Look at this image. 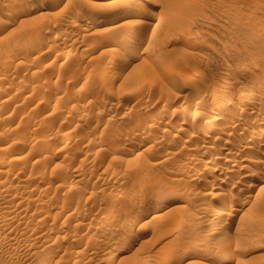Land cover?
Wrapping results in <instances>:
<instances>
[{
    "label": "rangeland",
    "instance_id": "rangeland-1",
    "mask_svg": "<svg viewBox=\"0 0 264 264\" xmlns=\"http://www.w3.org/2000/svg\"><path fill=\"white\" fill-rule=\"evenodd\" d=\"M0 215V264H264V0H0Z\"/></svg>",
    "mask_w": 264,
    "mask_h": 264
},
{
    "label": "bare ground",
    "instance_id": "bare-ground-1",
    "mask_svg": "<svg viewBox=\"0 0 264 264\" xmlns=\"http://www.w3.org/2000/svg\"><path fill=\"white\" fill-rule=\"evenodd\" d=\"M61 1H62V0H61ZM77 2H78V1H77ZM56 3H57V2H56ZM124 4H125V3H124ZM124 4H123V5H124ZM127 6H128V5H127ZM123 7H124V6H123ZM124 8H125V7H124ZM107 9H108V8H107ZM125 9H126V8H125ZM109 11H110V10H109ZM113 11H114V10H113ZM117 11H119V10H117ZM121 12H122V11H121ZM126 13H127V12H126ZM113 16H114V15H113ZM120 16H121V15H120ZM105 19H106V18H105ZM113 19H114V18H113ZM128 20H129V19H128ZM149 20H150V19H149ZM108 21H109V20H108ZM125 21H126L127 23L129 22V21H127V20H125ZM150 22H151V21H150ZM150 22H149L148 20L146 21V20H144V19L142 18V19L140 20V22H139V23H140V26L142 25V29H141V28H140V29H141V30H144L143 28H145V27H143V25H144V26H147V25L149 26V23H150ZM124 23H125V22H124ZM129 23H131V22H129ZM117 25H118V24H117ZM134 25H135V24H134ZM113 26H114V25H113ZM125 28H126V27H125ZM127 28H128V26H127ZM129 28H130V27H129ZM132 28H134V27H132ZM132 28H131V30H132ZM137 29H139V27H138ZM127 30H128V29H127ZM146 30H147V29H146ZM132 31H133V30H132ZM132 31H131V33H132ZM144 31H145V30H144ZM57 32H58V31H57ZM57 32H56V33H57ZM133 32H134V31H133ZM143 33H144V32H143ZM143 33H142V34H143ZM58 34H60V33H58ZM55 35H56V34H55ZM131 35H133V33H132ZM58 36H59V35H58ZM58 36H54L53 38H52V37H51V38H52V39L54 40V42H55V39H57ZM60 36H61V35H60ZM128 37H129V36H128ZM130 37H131V36H130ZM141 37H142V36L140 35V37H139V40H140V41H142V40H141V39H142ZM61 38H62V37H61ZM140 38H141V39H140ZM121 39H125V41H126V38H123V37H122ZM123 41H124V40H123ZM125 41H124V42H125ZM121 42H122V41H121ZM56 43H57V42H56ZM59 43H60V42H59ZM122 43H123V42H122ZM125 43H128V42H125ZM125 43H124V44H125ZM137 43H138V42H137ZM139 43H140V42H139ZM57 44H58V43H57ZM131 44H132V43H131ZM49 45H50V44H49ZM42 46H43V45H42ZM55 47H56V46H55ZM76 49H77V48H76ZM109 49H110V48H109ZM73 50H74V48H73ZM78 52H80V51H78ZM121 52H122V51H121ZM123 53H124V52H123ZM127 53H128V52H127ZM120 54H121V53H120ZM125 54H126V53H125ZM63 55H64V56H63V61H65L66 64L69 63V61H70V63H71V59H73V55H74V54L72 53V50H71L70 52L68 51L67 53H65V54H63ZM74 56H75V55H74ZM125 56H126V55H125ZM77 57H78V56H77ZM126 58H127V57H126ZM54 59H55V58H53V60H54ZM83 59H84V57H83ZM124 59H125V58H124ZM124 59H123V60H124ZM57 60H58V59H57ZM130 62H131V61H130ZM130 62H129V63H130ZM66 64H65V65H66ZM67 65H68V64H67ZM133 65H135V64H133ZM112 68H113V67H112ZM132 68H133V67H132ZM109 69H111V68H108V70H109ZM105 70H106V69H105ZM106 71H107V70H106ZM91 73L95 74L93 71H91ZM102 73H103V72H102ZM75 74H76V73H75ZM96 74H97V76H99L98 73H96ZM96 74L94 75V77H92L91 74H90V75H87V74H86V75H85V78H84V80L82 81V84H81V85H83V86L85 87V86H87L88 84H92L93 81L95 82L94 79H95ZM109 74H110V72H109ZM109 74L107 73V75H109ZM101 75H102V74H101ZM104 75H106V74H104ZM107 75H106V77H107ZM97 76H96V78H98ZM73 77H74V76H73ZM104 77H105V76H104ZM190 82H191V81H190ZM83 86H81L80 89L83 88ZM88 86H89V85H88ZM87 88H88V87H87ZM244 88H245V87H244ZM88 89H89V88H88ZM90 89H91V88H90ZM246 89H247V88H246ZM84 91H85V89H84ZM77 92H78V91H77ZM88 93H89V92H88ZM197 93H198V92H197ZM82 94H83V93H82ZM253 94H255V93H253V91H251V92L249 93L250 96H253ZM84 98H85V96H84ZM249 98H250V97H249ZM168 99H169V98H168ZM171 100H172V99H171ZM171 100H170V101H171ZM170 101H169V102H170ZM164 103H166V102H164ZM110 106H111V105H110ZM164 106H166V105H164ZM161 107H162V106H161ZM247 107H248V106H247ZM158 108H159V107H158ZM163 110H164L163 108H162V109L160 108V109L157 110L156 112H152V111H151L150 113L147 112V113H149V114H147V116H145V117H146L147 119H149V122L155 124V123H157V122L159 121V120H158L159 117L157 118L158 113L162 112ZM246 111H247V110H246ZM246 111H245V112H246ZM253 111H254V110H253ZM159 115H160V114H159ZM146 118H145V119H146ZM157 120H158V121H157ZM156 121H157V122H156ZM161 121H162V120H161ZM147 126H148V125H147ZM155 127H156V126H155ZM152 128H153V127H152ZM160 128H161V127H160ZM154 129H156V128H154ZM160 130H161V129H160ZM169 130H170V129H169ZM169 130H168V129L165 130V133H166V134L168 133V136H169V133H171V132H169ZM175 130H176V129H175ZM175 130H174V131H175ZM68 131H69V130H68ZM68 131H67V132H68ZM157 131H158V130H157ZM160 132H161V131H160ZM69 133H70V132H69ZM154 133H155V132H153V134H154ZM252 133H253V134H254V133H259L258 130L256 129V127H255V129L252 130L251 134H252ZM150 134H151V133H150ZM156 134H157V133H156ZM173 134H174V133H173ZM173 134H172V135H173ZM70 135H71V134H70ZM157 135H158V134H157ZM172 135H171V136H172ZM254 135H255V134H254ZM256 135H257V134H256ZM151 136H152V135H151ZM176 136H177V135H176ZM250 136H251V135H250ZM257 136H258V135H257ZM260 136H261V134H260ZM172 137H173V136H172ZM255 137H256V136H255ZM151 138H152V137H151ZM66 139H67V133H66V136H64V138L62 139V140H63V144H66V141H67ZM153 139H154V138H153ZM166 139H167V137H166ZM185 139H186V138H185ZM250 139H251V138H250ZM253 139H254V138H253ZM2 140H3V139H2ZM158 140H159V138H158ZM3 141H4V140H3ZM257 141H258V140H257ZM172 142H173V140H172ZM170 143H171V142H170ZM173 143H174V142H173ZM254 143H255V142H254ZM168 144H169V143H168ZM257 144H258V143H257ZM258 145H259V144H258ZM258 145H257V146H258ZM3 146H4V145H3ZM5 146H8V145H5ZM14 147H15V146H14ZM17 147H18V146H17ZM223 147H224V146H223ZM1 148H2V147H1ZM20 148H21V147H20ZM20 148H19V149H20ZM252 148H254V146H253ZM14 149H15V148H14ZM222 149H223V148H222ZM225 149H226V148H225ZM254 149H255V148H254ZM15 151H16V152H14V151H13V152L16 153V154H17V152H19V150H16V149H15ZM22 151H23V150H22ZM22 151H20V152H22ZM200 151H201V150H200ZM204 151H205V150H204ZM204 153H207V152H204ZM204 155H205V154H204ZM14 156H15V155H14ZM231 156H232V155H231ZM1 157H2V156H1ZM15 157H16V158H20V156L17 157V155H16ZM15 157H14V158H15ZM219 157H220V156H219ZM221 158H222V157H221ZM223 158H224V157H223ZM235 159H236V158L228 157V158H227V161H229V162H233ZM89 161H90V160H89ZM219 162H220V161H219ZM87 163H88V162H87ZM235 163H236V162H235ZM235 163H233V164H235ZM89 164H90V162H89ZM85 165H88V164H85ZM219 165H220V164H219ZM225 165H226V164H225ZM217 166H218V165H217ZM220 166H221V165H220ZM245 167H246V166H245ZM249 167H250V166H249ZM217 168H218V167H217ZM222 168H223V167H222ZM222 168H221V169H222ZM232 168H233V167H232ZM242 168H243V166H242ZM6 169H7V168H6ZM210 169H211L210 171H214L216 168H215L214 165H213V167H211ZM218 169H220V168H218ZM228 169H229V168H228ZM228 169H227V170H228ZM249 169H250V168H249ZM229 170H230V169H229ZM105 171H106V170H105ZM105 171H103V172H105ZM208 171H209V170H208ZM208 171H207V172H208ZM225 171H226V170H225ZM233 171H234V170H233ZM233 171L231 170V172H233ZM110 172H111V171H110ZM250 172H251V170H250ZM20 173H22V172H20ZM208 173H209V172H208ZM248 173H249V172H248ZM210 174H211V173H210ZM16 175H17V174H16ZM79 175H80V174H79ZM211 175H212V174H211ZM228 175H229V174H228ZM18 179H19V178H18ZM33 180H34V179H33ZM14 181H15V180H14ZM21 181H22V180H21ZM224 181H225V180H224ZM19 182H20V181H19ZM27 182H28V181H27ZM27 182H26V183H27ZM20 184H21V183H20ZM141 184H142V183H141ZM257 184H258V183H257L256 181L251 182V187L254 188V187H256ZM124 185H125V184H124ZM26 186H27V185H26ZM118 186H119V185H118ZM122 186H123V185H122ZM126 186H128V185H126ZM126 186H125V189H126ZM28 187H29V186H28ZM129 187H130V186H129ZM143 187H144V186H142V187L140 186L138 189L135 188V189H136V192L141 193V191L143 190ZM146 187H147V185H146ZM1 188H2V187H1ZM26 188H27V187H26ZM127 188H128V187H127ZM4 189H5V188H4ZM4 189H3V191H4ZM23 189H24V188H23ZM125 189H124L123 187H121V188L118 189V190H119V192H121V191H123V190H125ZM133 189H134V188H133ZM9 190H10V189H9ZM145 190H146V189H145ZM5 191H6V190H5ZM5 191H4V192H5ZM126 191H127V190H126ZM128 191H129V190H128ZM128 191H127V192H128ZM143 191H144V190H143ZM119 192H118V193H119ZM1 193H2V191H1ZM139 193H138V194H139ZM4 194H5V193H4ZM119 194H120V193H119ZM127 194H128V193H127ZM1 195H2V194H1ZM120 195H121V194H120ZM122 195H123V194H122ZM133 196H134V195H133ZM135 196H136V195H135ZM234 196H235V195H234ZM246 196L248 197V199H249L250 197L252 198V193L246 194ZM7 197H8V196H7ZM116 197H117V196H116ZM138 197H139V196H138ZM140 197H141V196H140ZM235 197H236V196H235ZM1 198H2V197H1ZM117 198H118V197H117ZM7 199H8V198H7ZM128 199H129V198H128ZM133 199H134V198H133ZM113 201H114V200H113ZM245 201H246V200H245ZM248 201H249V200H248ZM118 203H119V202H118ZM8 205H9V204H8ZM112 205H113V204H112ZM8 208H9V207H8ZM108 208H110V207H108ZM108 208H107V209H108ZM112 208H113V207H112ZM115 209H116V208H115ZM8 210H9V209H8ZM110 210H111V208H110ZM110 210L108 209V212H109ZM14 212H15V211H14ZM108 212H107V213H108ZM111 212H112V210H111ZM0 216H1V215H0ZM10 216H12V215H10ZM111 216H112V215H111ZM112 217H113V216H112ZM1 218L3 219V217H0V221H1ZM110 218H111V217H110ZM110 218H109V220H110ZM114 218H115V217H114ZM4 220L6 221V219H4ZM8 220H11V219L9 218ZM8 220H7V221H8ZM115 220H117V219H115ZM129 220H130V219H129ZM2 221H3V220H2ZM2 221H1V222H2ZM127 221H128V220H127ZM112 222H113V221H112ZM2 223H3V222H2ZM125 223H126V222H125ZM130 224H131V223H130ZM173 227H174V228H173ZM173 227H172V229H171L172 231L170 230V231H171L170 234H171V235H176V236H177L178 233H179V234L181 233L182 228H183L182 226H180L179 223H178V224H175ZM184 229H185V228H184ZM164 234H165V236H167L166 233H164ZM168 234H169V233H168ZM176 236H174V237H176ZM178 236H179V235H178ZM163 237H164V236H163ZM171 237H173V236H171ZM171 237H170V240H172ZM174 237H173V238H174ZM178 238H180V237H178ZM178 238L176 237V240H178ZM168 240H169V238H168ZM176 240H174V241H175V244H176V242H177ZM181 240H182V239H181ZM181 240L179 239L180 242H181ZM166 241H167V240H166ZM179 241H178V242H179ZM184 241H185V240H184ZM170 242H172V241H170ZM180 242H179L178 244H180ZM182 242H183V241H182ZM168 243H169V242H168ZM189 243H190V242H189ZM189 243H188V244H189ZM166 245H167V243H166ZM184 245H185V243H184ZM175 246H176V245H175ZM180 246H181V245H180ZM181 247H182V246H181ZM183 247H184V246H183ZM173 248H174V247H173ZM176 249H177V248H176ZM86 256H87V255H86ZM87 257H88V256H87ZM86 259H87V261H88V258H86ZM89 260H90V258H89ZM87 261H86V262H87Z\"/></svg>",
    "mask_w": 264,
    "mask_h": 264
}]
</instances>
